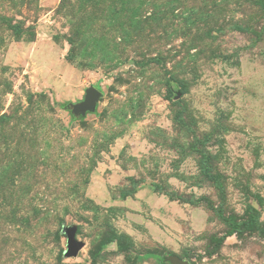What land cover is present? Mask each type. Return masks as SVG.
<instances>
[{"label": "rangeland", "instance_id": "rangeland-1", "mask_svg": "<svg viewBox=\"0 0 264 264\" xmlns=\"http://www.w3.org/2000/svg\"><path fill=\"white\" fill-rule=\"evenodd\" d=\"M0 264H264V0H0Z\"/></svg>", "mask_w": 264, "mask_h": 264}, {"label": "water", "instance_id": "water-1", "mask_svg": "<svg viewBox=\"0 0 264 264\" xmlns=\"http://www.w3.org/2000/svg\"><path fill=\"white\" fill-rule=\"evenodd\" d=\"M101 96L102 92L96 87L91 86L86 89V93L82 101L69 103L66 105V108L71 109L72 113L76 116L85 115L96 108L97 102ZM67 235L68 250L66 251V255L77 256L83 246V243L77 240L73 230L68 231Z\"/></svg>", "mask_w": 264, "mask_h": 264}, {"label": "trees", "instance_id": "trees-1", "mask_svg": "<svg viewBox=\"0 0 264 264\" xmlns=\"http://www.w3.org/2000/svg\"><path fill=\"white\" fill-rule=\"evenodd\" d=\"M218 186L221 187L220 184ZM252 221H254V216L253 215H251L249 217V219L247 221H244L242 224L243 225H247V224H249ZM230 224L232 226V229L228 232V235H232L234 232H236L240 228V223L236 222L233 219H230ZM223 240H224L223 237L215 240L214 250H216L219 247V245L223 242Z\"/></svg>", "mask_w": 264, "mask_h": 264}]
</instances>
